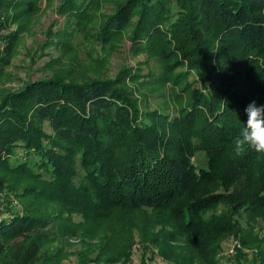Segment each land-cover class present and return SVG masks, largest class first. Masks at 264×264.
Instances as JSON below:
<instances>
[{
	"label": "trees",
	"instance_id": "trees-1",
	"mask_svg": "<svg viewBox=\"0 0 264 264\" xmlns=\"http://www.w3.org/2000/svg\"><path fill=\"white\" fill-rule=\"evenodd\" d=\"M7 1L0 69L19 36ZM39 1L24 0V12ZM99 1L63 0L62 11L85 27ZM128 28L133 47L160 60L158 84L170 88L176 112L144 111L126 68L83 82L31 79L8 92L0 101V264H59L63 249L52 247L69 237L81 238L80 264L94 249L91 259L109 264L113 248L93 241L111 224L102 225L143 210L170 241L216 264L219 243L242 235L243 216L264 217V154L237 155L233 143L246 106L264 104V0H123L99 37ZM202 151L207 167L194 162ZM245 261L264 264V248Z\"/></svg>",
	"mask_w": 264,
	"mask_h": 264
},
{
	"label": "rangeland",
	"instance_id": "rangeland-1",
	"mask_svg": "<svg viewBox=\"0 0 264 264\" xmlns=\"http://www.w3.org/2000/svg\"><path fill=\"white\" fill-rule=\"evenodd\" d=\"M122 1L100 0L93 8L91 22L82 27L62 11L63 0H41L39 8L31 13L24 12V0H8L15 2L7 11L13 16L10 31H18L19 36L10 63L0 69V101L31 79L62 75L68 80L83 82L95 77L114 78L126 68L132 73L127 84L134 96L141 98L144 111L160 109L174 114L177 103L170 96V88L158 84L160 60L133 47L129 28L107 41L99 37L105 36L100 33L105 19ZM194 162L199 167L208 165L203 151L196 154ZM8 177L14 179L11 174ZM9 198L14 195L9 194ZM20 201L17 208L21 209ZM120 215L102 225L104 228L111 224L93 240L102 252L106 246L113 248L111 254L116 257L109 264H202L189 246L169 240L164 223L156 222L149 210ZM241 224L242 235H232L219 243L216 264H244L245 259H251L264 248V217L249 219L245 215ZM107 234L111 236L109 239ZM245 240L247 244H243ZM86 241L92 242L89 238ZM168 243L178 251L168 249ZM59 246L65 255L59 264H80L79 255L84 249L80 237L60 240L52 248L56 250ZM97 252L94 249L89 257L94 258ZM169 252L174 256L169 257ZM91 258L88 264H102Z\"/></svg>",
	"mask_w": 264,
	"mask_h": 264
},
{
	"label": "clouds",
	"instance_id": "clouds-1",
	"mask_svg": "<svg viewBox=\"0 0 264 264\" xmlns=\"http://www.w3.org/2000/svg\"><path fill=\"white\" fill-rule=\"evenodd\" d=\"M244 111V127L233 142L235 153L240 155L251 149L258 154H264V104H257L253 100Z\"/></svg>",
	"mask_w": 264,
	"mask_h": 264
},
{
	"label": "built area",
	"instance_id": "built-area-1",
	"mask_svg": "<svg viewBox=\"0 0 264 264\" xmlns=\"http://www.w3.org/2000/svg\"><path fill=\"white\" fill-rule=\"evenodd\" d=\"M14 203H16V204H17V203H18V201H17V200H14ZM231 253H232V252H231Z\"/></svg>",
	"mask_w": 264,
	"mask_h": 264
}]
</instances>
